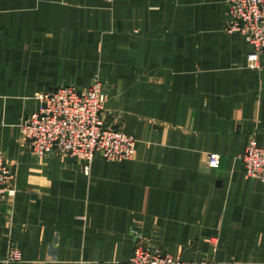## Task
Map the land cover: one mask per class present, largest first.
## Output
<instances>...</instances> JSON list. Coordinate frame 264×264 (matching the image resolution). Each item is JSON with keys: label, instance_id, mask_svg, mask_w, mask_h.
<instances>
[{"label": "crops", "instance_id": "obj_1", "mask_svg": "<svg viewBox=\"0 0 264 264\" xmlns=\"http://www.w3.org/2000/svg\"><path fill=\"white\" fill-rule=\"evenodd\" d=\"M226 15V0H0V152L16 188L0 264H128L138 234L187 261L264 264V183L241 160L252 139L264 148V70ZM95 77L133 157L35 156L22 122L37 95Z\"/></svg>", "mask_w": 264, "mask_h": 264}, {"label": "built area", "instance_id": "obj_2", "mask_svg": "<svg viewBox=\"0 0 264 264\" xmlns=\"http://www.w3.org/2000/svg\"><path fill=\"white\" fill-rule=\"evenodd\" d=\"M226 30L243 34L252 46L248 65L264 70V0H226ZM39 107L22 122V132L27 148L40 158L56 153L69 155L89 168L95 155L101 153L111 162L130 159L135 153L136 138L113 125L106 124L103 111L106 93L103 84L95 77L85 89L73 84H63L37 95ZM245 175L264 183V148L252 139L241 155ZM221 157L212 153L208 163L219 166ZM11 170L0 152V204L14 195ZM14 258L20 257L19 250ZM128 264H200L185 261L164 253L156 244L136 237V246Z\"/></svg>", "mask_w": 264, "mask_h": 264}, {"label": "rangeland", "instance_id": "obj_3", "mask_svg": "<svg viewBox=\"0 0 264 264\" xmlns=\"http://www.w3.org/2000/svg\"><path fill=\"white\" fill-rule=\"evenodd\" d=\"M15 251V250H14ZM14 256V252H13V255H12V257H11V259H16V258H14L13 257ZM19 259V258H18ZM185 261H187V260H185ZM192 262V261H191ZM200 264H206V261H202V262H199Z\"/></svg>", "mask_w": 264, "mask_h": 264}]
</instances>
